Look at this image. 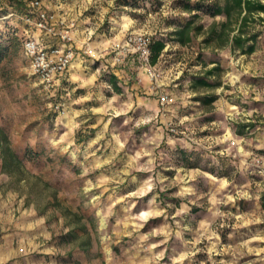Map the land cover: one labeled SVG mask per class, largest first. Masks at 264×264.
Here are the masks:
<instances>
[{"label": "rangeland", "instance_id": "obj_1", "mask_svg": "<svg viewBox=\"0 0 264 264\" xmlns=\"http://www.w3.org/2000/svg\"><path fill=\"white\" fill-rule=\"evenodd\" d=\"M38 1L53 16L48 30L0 0V33L66 42L77 58L52 86L32 73L22 44L0 64V128L40 178L19 184L0 169V264H264L261 20L248 26L259 33L254 51L242 53L204 42L225 17L194 16L185 0ZM189 19L203 30L181 44L172 32ZM129 34L165 40L151 63L157 80L134 51L114 62ZM217 64L220 86L192 87L193 75ZM113 69L120 93L107 81ZM209 94L217 98L205 105ZM26 147L39 156H24ZM52 193L59 206L42 209ZM64 207L94 227L89 252L63 240L75 227Z\"/></svg>", "mask_w": 264, "mask_h": 264}, {"label": "trees", "instance_id": "obj_2", "mask_svg": "<svg viewBox=\"0 0 264 264\" xmlns=\"http://www.w3.org/2000/svg\"><path fill=\"white\" fill-rule=\"evenodd\" d=\"M8 5L12 10L24 15L26 17H33L38 14L39 6H35L31 3H27L24 0H8ZM182 9L188 12H195L194 16H198L199 12H203L210 16L223 15L225 20L218 25L214 23L208 31V36L204 42H212L218 40V46L230 45L233 48H237L242 53H251L255 49V40L259 33H252L248 31L250 21H255L257 18L261 20L264 25V0H224V3H203L202 1H195L192 3L190 0L182 2ZM12 11V12H13ZM263 14V16H261ZM235 21L236 28H231L232 21ZM193 20L189 19L184 24H178L172 34L175 36V40L181 44H185L192 40L193 36L201 33L203 30V24L192 25ZM219 26V27H218ZM236 30L235 33L232 32ZM24 35H19L16 28L7 29L3 33H0V64L9 57V55L15 51L18 44H22L23 48ZM165 40L163 38H155L150 42V62L155 63L165 47ZM214 61H211V63ZM223 69L217 64L210 69H207L204 75H193L191 77V84L193 88H205L213 89L221 85L219 75ZM217 79H210L216 78ZM116 93L122 92V87L119 84L118 76L109 72L107 80ZM217 98L216 94H209L201 97V101L205 105L211 104ZM184 154V151H182ZM24 156L29 159H35L39 156L38 152H35L31 147H26ZM187 160V158H185ZM0 169L2 172L7 173L13 177L15 182L28 183L30 177L40 180V178L28 170L25 165L24 157H22L11 145L10 139L7 133L0 128ZM47 187L49 183L44 182ZM21 186V185H20ZM50 201H47L42 209L48 206H59L56 193L51 194ZM62 214L66 218L68 225H73L63 236V240L67 243L74 242L76 246L89 252L91 245L90 235L91 229L94 227L91 225L89 228L84 221L85 216L77 211H71L70 208H62ZM78 230H81L82 239L77 241L80 234ZM77 241V242H76ZM71 251H69V254ZM78 262V261H75Z\"/></svg>", "mask_w": 264, "mask_h": 264}, {"label": "built area", "instance_id": "obj_3", "mask_svg": "<svg viewBox=\"0 0 264 264\" xmlns=\"http://www.w3.org/2000/svg\"><path fill=\"white\" fill-rule=\"evenodd\" d=\"M31 4L39 6V1L34 0ZM53 18L45 10H39L36 20L33 22L29 17L25 20L33 23L36 29L43 31L48 30V22ZM63 39L68 38L63 35ZM150 38L144 35L129 34L125 37L123 43H116L113 47L114 62L120 64L124 60V55L128 52H136L144 65L146 75L153 80H157L159 72L151 65L150 62ZM23 51L29 61V66L34 75L45 86H52L57 80H60L63 73L69 67L75 51L73 47L64 43L45 44L39 35H27L23 40ZM158 101L161 105L169 102V95L164 91H157Z\"/></svg>", "mask_w": 264, "mask_h": 264}, {"label": "crops", "instance_id": "obj_4", "mask_svg": "<svg viewBox=\"0 0 264 264\" xmlns=\"http://www.w3.org/2000/svg\"><path fill=\"white\" fill-rule=\"evenodd\" d=\"M75 58H77V57H75ZM74 58V59H75ZM73 59V60H74ZM73 60H72V62L70 63V65H69V67L67 68V70L68 69H70L71 68V66H72V63H73ZM113 73H115V74H118V72H119V70L118 69H113V71H112ZM162 83V82H161ZM160 91H163L164 90V88L163 87H160V89H159Z\"/></svg>", "mask_w": 264, "mask_h": 264}]
</instances>
